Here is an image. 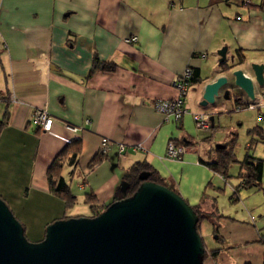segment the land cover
<instances>
[{"label":"crops","instance_id":"0c3cea01","mask_svg":"<svg viewBox=\"0 0 264 264\" xmlns=\"http://www.w3.org/2000/svg\"><path fill=\"white\" fill-rule=\"evenodd\" d=\"M130 35L138 41L126 43ZM223 46L241 63L237 68L264 65V0H0V195L27 235L41 240L46 224L64 215L80 216L72 210L78 202L89 205L88 192L101 209L113 201L124 170L145 160L190 205L201 204L215 218L206 220L203 239L218 255L203 264H264L259 239L264 199L242 205L239 190V200L231 203L239 179L232 183L221 177L230 186V207L216 204L210 185L215 173L200 158L210 160L213 147L225 141L189 137L193 113L211 118L215 108L233 109L235 96L246 98L231 92L230 98L221 94L207 106L198 102L205 84L222 75L218 50ZM111 62L116 68L104 69ZM186 68L197 69L201 79L189 84L187 112L179 121L158 111L155 103L177 96L172 81ZM255 94L264 95V84ZM35 108H45L53 117L50 131L42 132L32 122ZM261 109L256 110L259 123ZM210 122L217 132L214 117ZM102 138L110 139V150L90 166ZM186 138L193 145L181 159L165 156L170 141ZM74 139L80 141L76 162L68 164L73 148H67L61 174L76 200L65 209L64 199L49 191L46 174ZM119 143L125 145L121 155ZM139 143L142 147L133 149ZM246 146L255 148L253 141ZM261 186L246 189L244 198L264 191V164ZM253 209H258L257 217ZM212 223L217 224L216 237Z\"/></svg>","mask_w":264,"mask_h":264},{"label":"water","instance_id":"95a60500","mask_svg":"<svg viewBox=\"0 0 264 264\" xmlns=\"http://www.w3.org/2000/svg\"><path fill=\"white\" fill-rule=\"evenodd\" d=\"M218 55L222 75L205 84L200 104H213L221 94L228 99L231 90L253 99L264 84V65L237 68L241 63L227 59L226 46ZM147 177L142 172L143 182L132 195L114 200L95 216L50 222L39 241L28 240L24 226L0 197V264H203L204 244L193 206ZM128 186L122 180L119 189L125 193Z\"/></svg>","mask_w":264,"mask_h":264},{"label":"trees","instance_id":"16d2710c","mask_svg":"<svg viewBox=\"0 0 264 264\" xmlns=\"http://www.w3.org/2000/svg\"><path fill=\"white\" fill-rule=\"evenodd\" d=\"M100 61L96 58L95 63H99ZM116 68L115 63H104V69L106 70H113ZM191 76L188 79V82L190 85L195 84L198 82L201 78L200 75L197 72V69H191ZM231 97V96H230ZM244 97L235 96V106L230 111H234L237 107H243L244 106ZM263 117V115H262ZM180 121V119H179ZM178 121V122H179ZM249 134H257L264 137V132L261 127L255 126L248 130ZM263 133V134H262ZM235 138H233L231 141L224 143L223 148H216L214 147V155L211 157L210 160L206 161L202 158H200V162L208 166L214 173L219 174L224 178V180L229 178V175L227 173L228 167L231 162H235V155L233 153V144H234ZM176 145H186V146H192L193 142L191 139L186 140H179V141H173ZM252 142V141H251ZM72 147L73 151L69 158L68 164H74L77 159V154L80 151V141L79 140H72L68 143L66 148L62 152H60L53 160V162L50 164V166L47 169V181H48V188L49 191L64 199L65 201V209H68L72 207L75 204L76 197L74 193L72 192L69 184L66 182L65 178L61 174V169L63 168L64 162L63 161V155L66 153L67 148ZM103 158V155L100 153H97L90 161V166L95 165L96 163L100 162ZM240 172L237 175V179H239V184L235 186L234 192L232 193L231 200L233 202H236L239 200V190L244 189H262L261 186V175H262V167L264 164V158H258L252 155L247 154L245 158L240 162ZM142 172H147L148 177L147 180L153 181L159 184H162L169 189L176 190L174 184L171 182L170 179L162 177L159 172L154 169V167L147 161H136L133 164H131L128 168L124 170L123 173V180L129 183V186L127 188V191L125 193L121 192L120 189L116 190L114 194V200L127 197L132 195L140 186V184L143 182L139 175ZM0 197L3 199V197L0 195ZM86 202L90 205L91 209V215L95 216L99 214L101 211H103L110 203L102 207L101 209H96L94 205L95 201V195L91 192H88L85 194ZM5 201V200H4ZM6 202V201H5ZM203 203V199L201 200ZM7 203V202H6ZM8 204V203H7ZM201 204L193 206L194 210L199 216L198 223L196 225L197 231L200 234L201 231V222L204 220H215V218L212 217L211 212L205 211L201 208ZM9 206V205H8ZM10 207V206H9ZM11 209V208H10ZM12 210V209H11ZM13 212V211H12ZM216 214V211H214ZM70 216H63L62 218H68ZM17 218V217H16ZM18 219V218H17ZM61 219V218H59ZM19 220V219H18ZM56 220V219H55ZM20 221V220H19ZM54 221V220H53ZM21 222V221H20ZM22 223V222H21ZM49 224V223H48ZM46 224V225H48ZM22 225L25 228V225L22 223ZM46 227V226H45ZM217 224L212 223V231L214 236L216 237L217 233ZM26 231V230H25ZM45 233V230H44ZM44 237V236H43ZM39 241V240H38ZM204 244V243H203ZM218 255V249L208 250L204 245V260L207 257L216 258Z\"/></svg>","mask_w":264,"mask_h":264},{"label":"rangeland","instance_id":"374dc122","mask_svg":"<svg viewBox=\"0 0 264 264\" xmlns=\"http://www.w3.org/2000/svg\"><path fill=\"white\" fill-rule=\"evenodd\" d=\"M230 55H227V59H230ZM240 97L242 95H239ZM231 101H228V104L230 105L232 103L233 98L230 99ZM202 99H200L198 102H201ZM231 106L229 107H218L215 108L213 111V114L211 116L214 117V126L217 129V132L215 129L212 131V135L209 136V132L206 130H202L197 128L194 119H193V127L194 129L189 135L190 138H193L198 141H205L208 142V140H213L215 143H219L218 140H224L225 143L231 141L233 138H235L234 144H233V153L235 155V162H231L227 173L229 175V178L227 180H231L230 182L235 183L237 182V175L240 172V162L245 158L247 154L249 155H255V156H260L264 157V141L262 140L261 136L257 134H249L248 130L258 126L264 128V118H263V123L257 122V109H243V110H234L230 111ZM234 108V107H233ZM262 113L264 114V108L261 109ZM244 117V118H243ZM253 141L254 149H247V142ZM263 141V142H262ZM212 156L214 155V147L212 149ZM219 174H214L212 180H211V186L212 189L215 191V202L216 204L220 206H224L225 208L230 207V204L227 201V194L229 193V183H224V180L221 178ZM241 192V199L242 200V205L243 202L246 204H257L260 202V196L264 199V191L260 194H255L254 196H248L244 198L243 195L246 193V189L242 188L240 189ZM247 195V193H246ZM264 203V200L261 201ZM234 203L235 202H232ZM263 205V204H262ZM259 206V205H258ZM234 209V208H232ZM89 205L86 203L78 202L75 204V207L73 208V212L75 211V214H78L79 212L80 216H90L89 212ZM258 209H253L254 215L257 217L259 213H257ZM90 214V215H87ZM74 215V214H73ZM206 220L201 222V231L200 235L203 240V235L206 236ZM26 237L30 241H38V240H33L31 239L27 233ZM205 245V243H204Z\"/></svg>","mask_w":264,"mask_h":264},{"label":"built area","instance_id":"2783aa9c","mask_svg":"<svg viewBox=\"0 0 264 264\" xmlns=\"http://www.w3.org/2000/svg\"><path fill=\"white\" fill-rule=\"evenodd\" d=\"M126 43H136L138 41V37L136 35H130L124 38ZM202 57L206 56V53L203 52ZM191 69L186 68L182 74L174 77L172 84L177 90V96L173 99L169 100H160L155 103V108L160 111L161 113L165 114L166 116H172L174 119L179 120L182 116L187 112V109L184 105V98L189 89V82L188 79L191 76ZM244 106L237 107L235 110H242V109H260L264 108V95L255 94L253 99L245 98L244 99ZM32 122L38 127V129L42 132L50 131L52 124H53V117L47 112L45 108H35L32 112L31 116ZM193 119L197 126V128L208 131L210 135H212L213 127L210 122V117L205 112H195L193 113ZM262 119V114L259 112L258 120ZM72 131L80 130L76 127H69ZM111 141L108 138H102L101 145H100V154L106 155L108 154ZM141 143L136 144L133 146V149L141 148ZM125 150V145L123 143H119L118 151L120 155ZM190 150V146L186 145H176L173 141H170L167 145L165 156L170 159H181L183 154ZM123 157V156H122ZM80 187H83L80 184ZM260 242L264 244V233H262L259 237Z\"/></svg>","mask_w":264,"mask_h":264},{"label":"flooded vegetation","instance_id":"af4514ba","mask_svg":"<svg viewBox=\"0 0 264 264\" xmlns=\"http://www.w3.org/2000/svg\"><path fill=\"white\" fill-rule=\"evenodd\" d=\"M231 92H237L238 94L241 93V91H239V90H231ZM237 93H236V95H237Z\"/></svg>","mask_w":264,"mask_h":264}]
</instances>
